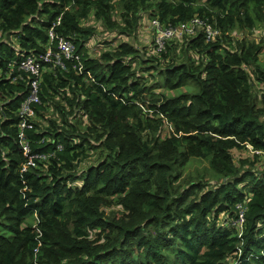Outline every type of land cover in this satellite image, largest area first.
Wrapping results in <instances>:
<instances>
[{"label":"trees","instance_id":"trees-1","mask_svg":"<svg viewBox=\"0 0 264 264\" xmlns=\"http://www.w3.org/2000/svg\"><path fill=\"white\" fill-rule=\"evenodd\" d=\"M195 17L214 39L197 26L156 50L152 19ZM257 23L264 0H0V264H264ZM51 27L92 78L45 63L24 134L51 155L21 170L29 74L12 80L8 64L46 50ZM190 157L208 159L214 183L184 175Z\"/></svg>","mask_w":264,"mask_h":264},{"label":"built area","instance_id":"built-area-1","mask_svg":"<svg viewBox=\"0 0 264 264\" xmlns=\"http://www.w3.org/2000/svg\"><path fill=\"white\" fill-rule=\"evenodd\" d=\"M57 23V22H56ZM150 25L155 34L154 42L156 50H161L167 39L173 37H181L183 33L192 34L197 30V26H202L206 40L214 39V34L218 32L211 23L204 21L202 18L195 17L189 23H178L177 25L164 26L157 19H152ZM49 43L48 48L38 56L27 55L21 59H14L8 64V73L12 76V80L23 78L20 70L29 74L27 83V93L22 98L19 107V122H18V138L22 143V151L26 156L25 163L22 164L21 170H25L28 166H35L38 160L46 159L51 153H36L32 152L25 138L24 130L33 126L31 118L34 115V104L39 103V83L40 74L44 69L45 63L51 66H58L62 69L67 68L70 63L72 68L81 75H86L92 78L89 70L85 68L81 55L77 52L75 45L68 38H63L56 35L52 27L48 30ZM51 44V45H50ZM43 139V138H42ZM250 147V146H249ZM62 145L58 144L57 149H61ZM264 154L263 151L253 150ZM252 151V152H253ZM237 218L233 221L239 232L242 230L244 222V214L246 205L238 202L236 204Z\"/></svg>","mask_w":264,"mask_h":264},{"label":"rangeland","instance_id":"rangeland-1","mask_svg":"<svg viewBox=\"0 0 264 264\" xmlns=\"http://www.w3.org/2000/svg\"><path fill=\"white\" fill-rule=\"evenodd\" d=\"M255 27H256V29H261V31H259V32L264 34V23H262V24L257 23ZM151 36H152V31H151L150 25L147 21L146 22L144 21L139 28L137 37H135V44H137L141 49L143 48L146 50V46H147V48L150 49ZM258 38H262V37L259 36ZM100 40L102 41V39H100ZM263 42H264V40H263ZM115 43H116V41H115ZM142 45L144 47H141ZM147 53L150 54L149 50L147 51ZM259 61L261 63H264V46L262 49V54L259 56ZM186 88H189V86H186ZM247 154L252 158V156H253L252 151H250V150H240V151L236 150L235 154H234L235 160L237 161V159L240 156L244 157ZM258 156L259 157L256 160L257 166L259 168L264 167V155H258ZM183 173H184V175L189 174L192 176L201 174V175H203V177L205 179H207V181H210L211 184L214 183L215 182L214 179L217 178L216 175L214 174L213 170L211 169L209 163H208V159L203 158V157H190L187 165L184 167ZM28 220L31 221V217H28Z\"/></svg>","mask_w":264,"mask_h":264},{"label":"bare ground","instance_id":"bare-ground-1","mask_svg":"<svg viewBox=\"0 0 264 264\" xmlns=\"http://www.w3.org/2000/svg\"><path fill=\"white\" fill-rule=\"evenodd\" d=\"M217 33H218V32H217ZM217 33H216V34H217ZM214 35H215V34H214Z\"/></svg>","mask_w":264,"mask_h":264}]
</instances>
